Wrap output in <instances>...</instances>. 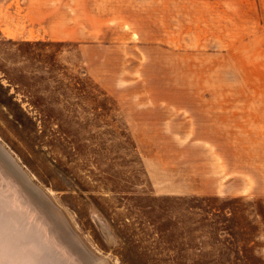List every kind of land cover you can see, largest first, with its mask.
Returning <instances> with one entry per match:
<instances>
[{
  "label": "rangeland",
  "instance_id": "rangeland-1",
  "mask_svg": "<svg viewBox=\"0 0 264 264\" xmlns=\"http://www.w3.org/2000/svg\"><path fill=\"white\" fill-rule=\"evenodd\" d=\"M0 143L110 264H264V0H0Z\"/></svg>",
  "mask_w": 264,
  "mask_h": 264
},
{
  "label": "water",
  "instance_id": "water-1",
  "mask_svg": "<svg viewBox=\"0 0 264 264\" xmlns=\"http://www.w3.org/2000/svg\"><path fill=\"white\" fill-rule=\"evenodd\" d=\"M0 161H2L4 167H6L7 163L12 164L20 173L11 174V171L2 172L0 170V194L6 189H8L7 193L5 192L6 194L16 193V190L21 194H18L21 200V207H18L20 210L30 215L29 210L27 209L29 201L31 206L37 211L38 215L41 214L42 216L44 214L45 217L47 216L45 218L46 220L48 218L49 226L47 229L49 228V230H51L54 242L61 247L63 253H60L64 255L66 250H68L71 255L73 254L72 258L74 260L69 259L61 261V263L103 264L102 260L97 257L98 254L86 245L82 244L73 228L71 226L68 227V225L64 223L63 219L57 213L55 203L52 201L50 196L48 197V194L39 185H37L30 176L29 177L32 182L30 179H27V177L19 170H22L23 167L20 168L21 166H18L19 168H17V166L7 157L6 153L2 151L1 148ZM2 168L3 167L0 166V169ZM2 206L3 205L0 201V264H56L45 260L31 246L34 237L36 238L37 236H40L41 238H45L44 233L41 231L42 229L39 226H34L33 223H30V218H27L25 214L17 213V211L12 207V214H10L7 210L2 209ZM62 224L65 225V228ZM70 228H72V230ZM51 241L49 240L50 243L53 242ZM47 246L52 247L48 241ZM72 246H76L78 249L82 250L83 254L74 253ZM53 252L58 255V252H56L54 248Z\"/></svg>",
  "mask_w": 264,
  "mask_h": 264
},
{
  "label": "bare ground",
  "instance_id": "bare-ground-1",
  "mask_svg": "<svg viewBox=\"0 0 264 264\" xmlns=\"http://www.w3.org/2000/svg\"><path fill=\"white\" fill-rule=\"evenodd\" d=\"M0 148L2 149V151H4L7 155V157L9 159L12 160V162L17 166V168L20 167V165L18 164V162L15 160L14 156H12L10 154V152L6 149V147H4L1 143H0ZM0 166H2L3 168L0 169L2 172L3 171H11V174H20L17 169L12 165V164H9L7 163L6 164V167L3 166V163L2 161H0ZM19 166V167H18ZM22 168V167H20ZM20 172L27 177V179H30L29 175L25 172V170L22 168L19 169ZM20 176V175H19ZM21 178V177H20ZM30 181L32 182V180L30 179ZM8 191V189H6L5 191H2V193L0 194V201L2 203V209H5L7 210L10 214H12L11 212V207L14 208V210L17 211V213L19 214H25L27 218H30V223H33L34 226H39L42 230V232L44 233L45 235V238H41L40 236H37L36 238L34 237L33 238V243H32V248L34 250H36L41 257H43L45 260H47L48 262H53V263H56V264H65L64 263H61V261H66V260H69V259H73V254L71 255V253L68 252V250H66V252L64 253V255H62L60 252H62V249L60 246H58V244L56 242H54L53 240V233L51 232V230H49V228L47 229V227L49 226L48 225V218L47 220L45 219L46 217L44 216V214L41 216V214L38 215L37 211L35 210V208H33L30 204V202L28 201V207L27 209L29 210V214H26L24 213L22 210H20L19 208L21 207L20 206V196L16 190L15 192L16 193H13V194H6ZM6 192V193H5ZM21 195V194H20ZM23 196V195H22ZM49 197V196H48ZM19 207V208H18ZM55 208L57 209V213L59 214V216L63 219L64 223L66 225L71 226L70 222L68 221L67 217L65 216L64 212L61 210L60 207H58L56 204H55ZM69 222V223H68ZM61 224V223H59ZM65 228V225L62 224ZM72 227V226H71ZM73 228V227H72ZM72 228H70L72 230ZM37 229V228H36ZM69 229V228H68ZM74 230V229H73ZM75 232V231H74ZM73 232V233H74ZM76 233V232H75ZM78 235V233H76ZM78 238L79 241H81L82 244L86 245L85 242L83 240H81L82 238L78 235ZM51 238V239H50ZM49 240L52 242L50 243ZM47 241L50 245H52V247L56 250V252H58V255L57 254H54L53 252V248L52 247H48L47 246ZM83 241V242H82ZM87 246V245H86ZM84 247V246H83ZM88 247V246H87ZM89 248V247H88ZM72 249L74 251V253H79V254H83V251L78 249L76 246H72ZM92 250V249H91ZM63 253V252H62ZM96 253V252H95ZM54 254V255H53ZM66 254V256H65ZM68 255V256H67ZM98 258H100L102 260V263L103 264H109V260L106 258V257H102L100 255L97 256ZM74 260V259H73ZM79 261V260H77Z\"/></svg>",
  "mask_w": 264,
  "mask_h": 264
}]
</instances>
